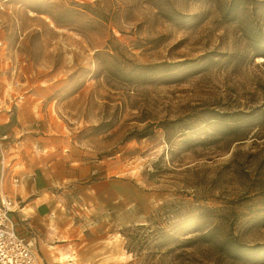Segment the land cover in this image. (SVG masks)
Instances as JSON below:
<instances>
[{
	"label": "rangeland",
	"instance_id": "374dc122",
	"mask_svg": "<svg viewBox=\"0 0 264 264\" xmlns=\"http://www.w3.org/2000/svg\"><path fill=\"white\" fill-rule=\"evenodd\" d=\"M5 120L11 214L65 153L119 198L51 188L88 264H264V0H0Z\"/></svg>",
	"mask_w": 264,
	"mask_h": 264
},
{
	"label": "crops",
	"instance_id": "0c3cea01",
	"mask_svg": "<svg viewBox=\"0 0 264 264\" xmlns=\"http://www.w3.org/2000/svg\"><path fill=\"white\" fill-rule=\"evenodd\" d=\"M26 121L30 122V120H23L24 123ZM11 123L5 120L0 126H10ZM67 154H60L57 160L46 165L42 175L39 176L36 173L29 180H24L16 186L17 194L23 199V203L12 217L17 224V229L23 227H19L18 222L21 221L36 231V248L42 264L44 262L46 264H88L74 245V238H76L74 232L77 225L62 211L65 201L60 199L59 194L52 193V187L65 186L67 182L78 178L84 179L82 182L86 183L83 187L91 197L92 204L95 203L103 213H110L113 203L119 200V198L114 199L113 191L107 187H103V191L96 189L97 184H103L106 179L99 181L91 179L96 170L94 164H89L90 160H84L82 157L69 158ZM60 158L65 160L63 167L57 165ZM120 201L123 202L122 198ZM84 206L87 212L93 208L89 206V202ZM130 208L128 204L124 206L125 210Z\"/></svg>",
	"mask_w": 264,
	"mask_h": 264
},
{
	"label": "built area",
	"instance_id": "2783aa9c",
	"mask_svg": "<svg viewBox=\"0 0 264 264\" xmlns=\"http://www.w3.org/2000/svg\"><path fill=\"white\" fill-rule=\"evenodd\" d=\"M13 206L0 195V264H39L35 236L18 231L11 214Z\"/></svg>",
	"mask_w": 264,
	"mask_h": 264
}]
</instances>
